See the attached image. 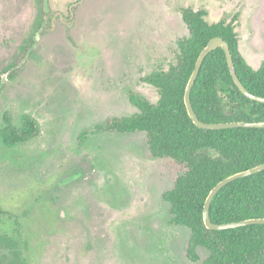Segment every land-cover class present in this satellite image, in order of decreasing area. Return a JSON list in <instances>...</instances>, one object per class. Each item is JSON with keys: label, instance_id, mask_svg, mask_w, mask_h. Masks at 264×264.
<instances>
[{"label": "rangeland", "instance_id": "1", "mask_svg": "<svg viewBox=\"0 0 264 264\" xmlns=\"http://www.w3.org/2000/svg\"><path fill=\"white\" fill-rule=\"evenodd\" d=\"M73 5L74 14L68 7ZM50 30L35 33L34 0H0V131L24 114L38 125L23 143L0 136V244L3 264H202L186 254L189 229L170 224L161 194L181 167L152 158L145 135L80 133L130 115L141 79L174 64L188 35L180 10L233 24L239 50L257 69L264 59V0H47ZM17 61L9 76L2 69Z\"/></svg>", "mask_w": 264, "mask_h": 264}, {"label": "trees", "instance_id": "2", "mask_svg": "<svg viewBox=\"0 0 264 264\" xmlns=\"http://www.w3.org/2000/svg\"><path fill=\"white\" fill-rule=\"evenodd\" d=\"M34 2L37 14L30 27L32 34L19 47L23 56L32 53L35 33L53 27L47 0ZM73 5L68 7L70 15L74 14ZM180 12L188 35L178 42L174 64L153 70L141 79L156 89L157 100L151 102L131 89L128 99L136 112L109 117L82 131L80 136L85 139L88 133L142 132L152 158L169 159L181 167V173L162 192L161 199L168 204L170 224L189 229L186 254L191 262L198 260L196 249L203 248L202 264H264V224L214 230L206 228L203 221L204 202L213 186L228 175L264 162V128L203 129L192 122L184 103L185 87L195 61L210 38L219 36L228 42L240 81L249 92L263 97L264 59L257 69L248 64L240 53L232 23L207 21L204 10L191 7H183ZM17 69V61H13L2 72L12 76ZM2 82L0 78V87ZM190 101L195 114L204 122L264 121V103L241 93L222 48L210 51L204 58L191 88ZM6 122L0 131L5 145L26 142L38 132L37 122L29 114H24L17 125L8 118ZM209 216L213 223L264 217V170L224 185L210 203ZM3 242L11 241L0 233V244Z\"/></svg>", "mask_w": 264, "mask_h": 264}, {"label": "water", "instance_id": "3", "mask_svg": "<svg viewBox=\"0 0 264 264\" xmlns=\"http://www.w3.org/2000/svg\"><path fill=\"white\" fill-rule=\"evenodd\" d=\"M216 48H222L226 55V60L228 64V68L230 71V74L232 76V79L235 83V85L238 87V89L241 91V93L246 96L249 99L264 103V97L259 96L256 94H253L249 92L242 82L240 81L236 70L234 68V62L232 58V54L229 48V44L227 41H225L223 38L219 36L212 37L208 40L205 47L200 51L199 55L197 56V59L194 64V68L192 70V73L188 79V82L185 87L184 92V103L186 106V110L188 112L189 117L191 118L192 122L203 129H223V128H232V127H258V128H264V121H228V122H217V123H210V122H204L201 121L197 115L195 114L193 107L191 105L190 101V92L191 88L195 82V79L198 75L199 69L202 65V62L206 55L216 49ZM264 170V162L261 164H258L256 166H253L251 168L233 173L231 175H228L227 177L220 180L215 186L211 188L209 191L205 202L203 206V221L205 224V227L208 229H214V230H223V229H229V228H236L246 225H252V224H264V217H255V218H247L242 219L239 221H231L226 223H213L209 216V206L210 203L214 197V195L227 183L237 179L241 178L247 175H251L253 173L259 172Z\"/></svg>", "mask_w": 264, "mask_h": 264}]
</instances>
